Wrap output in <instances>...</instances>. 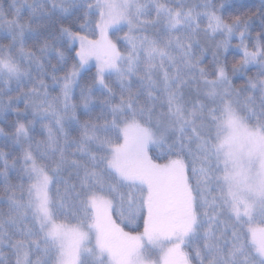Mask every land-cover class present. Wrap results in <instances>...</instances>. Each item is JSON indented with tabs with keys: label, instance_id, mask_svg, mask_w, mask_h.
Wrapping results in <instances>:
<instances>
[{
	"label": "snow or ice",
	"instance_id": "snow-or-ice-1",
	"mask_svg": "<svg viewBox=\"0 0 264 264\" xmlns=\"http://www.w3.org/2000/svg\"><path fill=\"white\" fill-rule=\"evenodd\" d=\"M0 41V264H264V0H0Z\"/></svg>",
	"mask_w": 264,
	"mask_h": 264
},
{
	"label": "trees",
	"instance_id": "trees-1",
	"mask_svg": "<svg viewBox=\"0 0 264 264\" xmlns=\"http://www.w3.org/2000/svg\"><path fill=\"white\" fill-rule=\"evenodd\" d=\"M29 2H31V0H29ZM218 2H221V0H218ZM238 2H242V0H238ZM246 2L248 3H254L257 6L259 5V0H246ZM3 42V41H0ZM236 43H238L237 40L233 41V44L235 45ZM256 74V69H253L250 73H248V75L254 76ZM238 84H242L243 81H237ZM22 107V105H21ZM10 119H15V117H11ZM0 127H3V125H0ZM5 131H10V129H5ZM10 150V148H6L3 144V142H0V151L3 152H8ZM13 182H16L15 179L13 178ZM0 196H3V189L2 187H0Z\"/></svg>",
	"mask_w": 264,
	"mask_h": 264
},
{
	"label": "rangeland",
	"instance_id": "rangeland-1",
	"mask_svg": "<svg viewBox=\"0 0 264 264\" xmlns=\"http://www.w3.org/2000/svg\"><path fill=\"white\" fill-rule=\"evenodd\" d=\"M221 2H223V0H221ZM238 41V40H237ZM23 107V106H22Z\"/></svg>",
	"mask_w": 264,
	"mask_h": 264
}]
</instances>
